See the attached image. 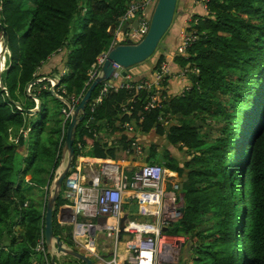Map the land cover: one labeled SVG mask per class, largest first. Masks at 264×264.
<instances>
[{
  "label": "trees",
  "instance_id": "obj_1",
  "mask_svg": "<svg viewBox=\"0 0 264 264\" xmlns=\"http://www.w3.org/2000/svg\"><path fill=\"white\" fill-rule=\"evenodd\" d=\"M131 1L0 0V23L8 31L10 51L2 72L4 85L13 100L35 108L27 86L42 79L31 87L42 100L34 115L19 109L0 87V264H43L45 259L36 247L44 234L47 186L61 158L70 116L50 90L51 81L43 78L58 76V94L70 101L81 97L93 80V65L113 45ZM197 1L205 13H193L191 6L186 11L191 12L186 31L196 37L186 54L177 51L182 25L177 45L164 47L162 42L149 58H156L153 75L167 54L174 53L173 60L187 70L190 88L169 92L171 76L166 74L159 106L146 109L157 94L156 85L138 92L110 88L92 111L108 80L100 83L77 127L74 163L89 145L91 156L100 161H120L118 150L127 155L138 140L128 135L127 123L134 133L166 138L186 153L177 159L167 148L159 163L182 178L183 216L168 231L188 236V264H264V0ZM177 16L169 30L172 36L179 32L174 30ZM51 61H57L56 67L47 74ZM10 126L22 129L16 141L9 138ZM102 133L121 135L110 143L98 138ZM24 148L23 176L15 182V157ZM155 151L156 145H151L147 162ZM23 180L35 184L38 195L28 197ZM66 203L61 193L54 209L56 234L61 235L58 212ZM72 259L62 263L83 264Z\"/></svg>",
  "mask_w": 264,
  "mask_h": 264
},
{
  "label": "built area",
  "instance_id": "obj_2",
  "mask_svg": "<svg viewBox=\"0 0 264 264\" xmlns=\"http://www.w3.org/2000/svg\"><path fill=\"white\" fill-rule=\"evenodd\" d=\"M157 1H131L126 13L120 18L113 45L123 42L128 37L135 41L140 40L150 27L152 12ZM136 18L138 19L137 28L132 24ZM125 22H129L126 35L122 32ZM195 38L186 31V28L183 29L177 51L180 54H186L187 46ZM105 58L106 52L98 57L90 71L91 79L95 78ZM115 67L116 71L113 76L107 81L102 93L92 103V111L110 88L116 90L126 88L138 92L145 87L156 85L158 86L157 94L151 97L146 109L159 106L162 94L161 82L169 70L167 61L162 64L160 70L154 72L151 78L140 82H132L129 74L123 75L121 67L118 65ZM186 72V69H182L184 75ZM51 83L54 84L53 81ZM80 98L76 99L75 96H72V104L79 103ZM63 112L67 117L70 116L67 107L63 108ZM160 119L162 123H168L165 118L161 117ZM125 127L128 131L135 132L132 124L127 123ZM132 152L136 153L135 155H143V147L138 140L134 141L132 148L126 151L127 155ZM125 168L126 166L121 162L110 159L100 161L98 169L90 174L85 170L83 161L77 159L72 170L64 179L62 196L67 203L63 206H70L77 217L83 218L86 226L95 227L96 231L103 230L106 236L112 239L113 253L110 258L97 254V234H89L88 242L84 243L88 244L89 249L103 259L105 264H168L174 262L185 246L188 236L182 233H171L168 229L165 231L163 228H169L183 216L182 208L185 206V196L181 190L179 174L162 164L146 162L129 179ZM131 196L138 198L140 214L152 216L153 221L146 223L130 219L121 232V219L125 212L123 200L125 197ZM101 215L107 216L104 224L97 222ZM121 243L125 244L123 253L119 251ZM36 250L45 254L43 264H53L46 256L48 252L44 234L39 238Z\"/></svg>",
  "mask_w": 264,
  "mask_h": 264
},
{
  "label": "water",
  "instance_id": "obj_3",
  "mask_svg": "<svg viewBox=\"0 0 264 264\" xmlns=\"http://www.w3.org/2000/svg\"><path fill=\"white\" fill-rule=\"evenodd\" d=\"M177 3L178 0H158L152 12L150 27L146 34L140 40L135 41L131 37H128L124 39L123 43L120 42L111 46V48L106 52V58L102 66L100 67L97 75L92 80L87 90L81 96L78 104L73 105L70 100L56 92V86L60 83L59 77L47 76L43 78L49 81H53L54 84H52L50 90L52 91L55 97H57L67 106L70 113V123L67 127L66 138L62 148L61 158L53 174L52 182L48 191L46 210L44 215L45 243L47 246V252L50 255L53 264H60L56 261V258L62 254L72 256L78 259L79 261H82L83 264H94V260L89 254L82 252L79 249H76L73 246L69 245L64 239H62L60 234H56L54 231V209L56 208L57 199L62 193L64 179L74 166L76 156L74 142L76 139L77 127L86 116L87 105L92 97V93L100 83L111 79L114 72L116 71L115 65L121 67V72L123 75H127L128 69L130 67L145 62L147 59L151 58L152 55H154L158 47L163 46L162 40L166 36L167 32H169V30L171 29L177 15ZM132 24L135 28H137L138 19L136 18L132 22ZM128 25L129 22H125L122 26V32L124 35H126L127 33ZM0 28H2L3 31L0 37V87L5 90L6 94L19 109L25 110L30 115H34L41 109L42 100L39 99L36 94L31 93L29 91L34 84L38 83L42 79L37 78L31 83H29L27 86L28 94L32 96L33 99L36 101L35 108H24L21 102L12 99L8 88L4 85L2 81V72L4 70L6 59L5 55L6 52L9 51V35L5 26L1 23ZM24 140L25 137L21 136L20 145L24 144ZM66 209L71 210L72 208L70 206H66ZM182 210L184 211V207L182 208ZM59 220L69 221L65 219ZM106 220L107 216L101 215L97 219V222L99 224H104ZM71 222L78 223L76 215L74 220L71 219ZM129 222V212L125 211L124 216L121 219V232L124 230L125 226ZM167 229V227L163 228V230L165 231ZM89 234L95 235L96 228H86L84 235L79 236L78 240L83 243H87Z\"/></svg>",
  "mask_w": 264,
  "mask_h": 264
},
{
  "label": "rangeland",
  "instance_id": "obj_4",
  "mask_svg": "<svg viewBox=\"0 0 264 264\" xmlns=\"http://www.w3.org/2000/svg\"><path fill=\"white\" fill-rule=\"evenodd\" d=\"M182 2H180V0H178V3H177V10H178L177 14L178 15H179V13H181V11H182L181 9H183V3ZM194 2H196V3H194ZM191 4L193 5V7H192L193 8L192 9L193 13L194 12L195 13H199V14H204L205 13L203 11V8H202L203 5L200 2L198 3L197 0L192 1ZM195 5L197 7H195ZM187 9H189V6L187 7ZM187 9H185V10H187ZM186 20H187V22L186 23L184 22L185 25H184L183 29H185L187 27V25H188L189 16L187 17V15H186ZM168 35L169 34H167L165 36V38L162 40L163 44H164L165 40L168 38ZM8 53H10V51H8ZM8 53H7V55H8ZM7 55H5L6 59H7ZM6 59H5V62H6ZM154 60H155V62H152V63H150L151 62L150 59H147V61H146V62L150 63L149 66H151V68H153L154 64L156 63L155 57L152 58V61H154ZM146 62H144V63H146ZM171 62L172 61L167 60V65H168V68H169L168 74L171 76L170 79H169V84H168L167 87L168 88H172V87L174 88V86L177 84V82L175 83V80L177 79V76H179V78H181V79H178L179 81L182 80L183 78H185L187 80L186 84L183 86L184 89L187 88V87L190 88V82H189V79L187 78V75L186 76L181 75V72L180 73L173 72L172 71ZM142 65H144V64H142ZM142 65L141 64H136V65L132 66L129 71H131V72L132 71H136L137 69L142 68ZM46 72H47V74H49L50 72H52V69H47ZM164 87H165L164 84H163V86L161 85L162 90H163ZM29 92L32 93V89H30ZM22 100L24 102H26L25 97H22ZM20 130H22L20 126H10L9 138H10L11 141H16L18 139V137H19L18 135L20 133ZM27 134H28V131H25L24 136H27ZM153 134L154 133L143 134L141 136V139L140 140L138 139V142L143 147V155H135L136 153L132 152L130 154V156L127 157L126 155H124V153H122V154L120 153V154H118V158H120V160H122L125 157L126 160H130V161H131V158H133L134 160L137 159V160H140V162H142V163H146L147 162L146 158L149 155L148 152H149V149H150L151 145H156V151H155L156 153L152 155V158L149 161V163H159L160 162V158L164 154V150L167 149V148H169V150L171 151V154H172V156H174V158L179 159V158L186 157V153H185L184 149L181 150L180 148H177L175 146H171L168 143V141L166 140V138L161 139L160 137H157V136H155ZM23 145H20V147H23ZM23 152L24 153L26 152L25 148L23 150L20 149V151L17 152L16 157H15V161H14L15 172L12 175V179L15 182L20 181L22 179V176H23V173H20L21 169H23L24 164H25V161H24V155L25 154H23ZM234 156H236V155H234ZM162 165H164V164L162 163ZM137 170H138L137 167L135 169L130 168V167H126L125 168L126 175L128 176L129 179H131L133 173L135 171H137ZM54 172H55V170L53 171V174H54ZM53 174H52V178H53ZM52 178H51L50 183L47 186V192L49 191V188H50V185H51V182H52ZM180 180L182 181L181 177H180ZM22 184H23L22 185L23 190H25L24 186H26V195H28V197H31V196L34 197V196L38 195V193L36 192L37 191V187H36L35 184L27 182L26 180L25 181L23 180ZM34 193H37V194H34ZM39 193H41V189H39ZM47 197H48V193H47ZM123 205L125 207V210L129 212L130 218L132 220H138L139 222H146V223H151L153 221L152 216H150V215H141L140 214V205H139V201H138L137 197H135V196L134 197H125L124 200H123ZM79 220H81V222H82L83 218L80 217ZM82 223H84V222H82ZM78 224H80V223H78ZM205 225L206 224H203L202 228H204ZM206 226H208V225H206ZM85 227L87 229H91V227L89 225L85 226ZM14 228H15V230H19V228H20L19 224H16ZM103 232H104L103 230H99V231H96V234L97 233L98 234H102ZM108 239L109 238L104 234L103 237L99 238V245H97L96 248H102V247L103 248L104 247L108 248L110 246L112 251H113V241H112V239L111 240L109 239L110 241ZM73 247L76 248L75 246H73ZM105 250L106 249H101V252H100L101 254H99V253H97V254L102 257V252H107ZM185 250L186 249L183 247L181 249L179 255H177V259L174 262H170L168 264H188L189 262H188V258H186L187 255H186ZM82 252H83V250H82ZM96 252H98V251H96ZM85 253H87V252H85ZM59 257H60V262H63L66 259H72L69 255H64V254L59 255ZM106 258H110V257H106ZM72 260H75L77 262L78 259L76 260V259L73 258Z\"/></svg>",
  "mask_w": 264,
  "mask_h": 264
},
{
  "label": "crops",
  "instance_id": "obj_5",
  "mask_svg": "<svg viewBox=\"0 0 264 264\" xmlns=\"http://www.w3.org/2000/svg\"><path fill=\"white\" fill-rule=\"evenodd\" d=\"M192 1H194V0H180V2L183 3V9H181L182 10L181 11L182 14L179 15V17H178V23L174 27V30H178L179 32L176 33L175 36H172L171 32L169 31L168 38L164 42V44H165L164 47H167V45H168V47H171V46L175 47V45H177V43L179 41L180 29H181V27H183L185 25L184 22L185 23L187 22L186 15H187V17L189 16V19L191 18L190 17V13L192 12V9H193L192 8L193 5L191 4ZM197 2L199 3V1H197ZM194 3H196V2H194ZM188 6H191L190 7L191 12L190 13H187L186 12L188 10L187 9ZM195 7H197V6L195 5ZM185 9H187V10H185ZM203 11L205 12V9L204 8H203ZM120 37H122V36H120ZM173 57H174V53L171 52L170 54H167V60L172 61L171 62L172 71L175 72V73H180L181 72V75H184V73H182V69L183 68H181V66L173 60ZM56 59H58V58L56 57ZM152 62H155V60L154 61H151V63ZM56 63H57V61L56 62L55 61H51L49 63V66L47 67V69H53L54 70L55 67H56ZM142 64H144V65H142ZM149 64L150 63H148V62H146V63L143 62V63H141L142 68L137 69L136 71H132V72L129 71V69H128V74L131 77H134L135 79H140V78H143V77L151 78L152 72H151V66H149ZM42 70H44V69H42ZM184 76H186V75H184ZM56 77H58V76H56ZM178 79H181V78H179V76H177V79L175 80V83L177 82V84L174 86V88L173 87L172 88H169L168 89L169 92L179 93V92H181V91L184 90V87L183 86L186 84V81L187 80L185 78H183L182 80L179 81ZM128 132H129L128 133L129 136H131V137H135L136 136L137 139H139V140L141 139V136L143 135L140 132H137V133L130 132V131H128ZM99 135H98L99 136L98 138L102 137L105 140H107L110 143H112V142L116 141V139H117L116 135L117 136H120L121 134H116V135L110 136L107 133H102V134H99ZM91 150H92V147L90 145L89 146H86L82 150V152H83L82 155H80L78 157V159H81L83 161V163L85 164V170L88 173H90V174L91 173H94L98 169L99 163H100V160H101L100 158L91 156ZM123 151L124 150H118V154H120V153L122 154ZM126 156L129 157L130 154L129 155H126ZM119 162H121L126 167H130V168H133V169H135L136 167L139 169L140 166L143 164L142 162H140V160H137V159L134 160L133 158H131V161H130V160H126L125 157H124V159L120 160ZM24 187H25V190H26V186H24ZM131 197H133V196H131ZM64 208H65V210H64ZM59 219H65V220H69V221H60ZM71 219L72 220L75 219V214L72 212V209L71 210H67L66 209V206H61L60 207V210L58 212V220L61 223V227H62V231H61L62 238L65 239V240L70 241V243L73 246H75L77 249H79L80 251L83 250V252H87V254H90V255L94 256V258H95L94 259V264H105V261L103 259H101L100 257H98L97 254H95L94 252H92L91 249H89V247H88L89 245L88 244H84L80 240H77V238L79 236H81V235L83 236L84 233H85V231H86V228L84 227L85 221L83 220L82 222H84V223H82L81 220H79L80 217H77V222L80 223V224H78V223H75V222H71ZM135 226H137V225H135ZM70 229H71V233L69 232ZM104 234H105V232H103L102 234H98L97 233V235H96L97 245H99V238L100 237H103ZM109 239L111 240V238H109ZM101 249H106L105 251H107V252H102V256H104V257H111L112 256L113 251H112V249H111L110 246L108 248L107 247H104V248L103 247L102 248H96V251H98L97 253L101 254L100 253L101 252ZM124 250H125V244L124 243H121L119 245V251L121 253H123ZM57 258H58V261L60 262V257L58 256ZM60 264H63V263L60 262Z\"/></svg>",
  "mask_w": 264,
  "mask_h": 264
},
{
  "label": "bare ground",
  "instance_id": "obj_6",
  "mask_svg": "<svg viewBox=\"0 0 264 264\" xmlns=\"http://www.w3.org/2000/svg\"><path fill=\"white\" fill-rule=\"evenodd\" d=\"M1 46V45H0ZM2 60H3V58H2Z\"/></svg>",
  "mask_w": 264,
  "mask_h": 264
}]
</instances>
